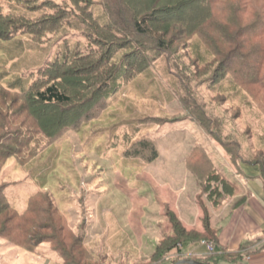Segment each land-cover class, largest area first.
Instances as JSON below:
<instances>
[{"label": "rangeland", "instance_id": "obj_1", "mask_svg": "<svg viewBox=\"0 0 264 264\" xmlns=\"http://www.w3.org/2000/svg\"><path fill=\"white\" fill-rule=\"evenodd\" d=\"M213 1L217 7L216 21L225 25V12L228 9L225 12L223 9L226 0ZM232 1L236 2L238 9L241 7L240 14L234 10L228 15L231 19L233 14L236 19L237 15L240 16L238 28L264 22V15L260 20L255 19L252 6L244 9L249 0L244 4V0ZM0 2L6 6L5 1ZM252 3L255 7L264 6V0H252ZM194 6H198V3ZM70 15L75 16L72 12ZM62 23H57L55 28H59ZM235 29L230 32L226 30V33L233 36ZM182 33L174 39V45L169 50L173 56L170 66L164 60H159L149 69H141L140 64H132L129 59L127 70L133 78L128 79V76L115 81L114 77V83H111L115 85L114 89H111V85L103 86L101 82L94 86V79L89 82L91 85L83 81L90 87L84 94L94 95L68 113L69 127L48 131L53 136H47L37 126L32 114L35 109L30 108L29 98L22 102L18 99L16 108L22 115L20 124L11 126L12 130L17 128L19 131L23 129L22 126L25 129L15 132L14 139L20 140L17 157L12 155L6 161L2 171L3 179L0 180L4 181L2 184L10 201L16 203L20 211L27 207L30 211L23 219L16 217L13 211L5 212L3 218L11 220V225H6L10 231L14 227L18 229V235L22 231L29 232L28 239L37 237L36 241L43 242L35 247L37 250L28 251L0 240V264H46V258L38 254L43 251L59 258V253L63 255L61 251L56 252L57 240L60 239L69 241V245L73 242L77 244L75 256L82 259L81 264H115L117 261L120 263V260L129 264H147L160 239V231L168 228L170 232V222L166 216L170 204L175 209L181 204L185 208L186 198H196L194 192L198 180L188 167L187 158L198 145L205 149L204 144L221 145L196 120V105L192 102H196L206 114L216 119L219 122L217 124L221 123L224 133L236 137L247 155L252 156L253 147L264 144V111L260 108L258 94L256 96L253 93L251 96L246 89L252 92V86L246 88L233 81V75L238 69L244 68L250 74L253 72V66L246 59L249 51L238 49L244 41L238 37L237 45L222 43L217 55L206 60L204 54L208 57L209 50L206 47L207 39L203 38L204 41L202 37L197 38L194 43L188 44L189 40ZM55 37L60 39L54 42ZM19 38L33 43L29 35H20ZM70 39L76 40L78 45L88 41L80 34L64 35L54 30L44 38L42 45L26 48L27 56L18 62L19 71L15 73L25 76L46 61L61 56V50L67 44L72 46ZM130 46L133 45H126L122 50L114 48L112 56L117 61L122 59L123 53L130 50ZM106 50H98L99 54L95 55L94 60L106 56V53L102 54ZM153 56L149 55L148 58L153 59ZM7 57L0 50V71L5 67L11 68L17 62H5ZM114 64L108 65L111 67L108 68L112 69ZM74 67H70L71 77L66 76L65 79L79 86L80 82L76 81L79 77L73 76V73L80 74L83 68H87L84 62ZM169 68L178 73L183 70L193 74L187 79L190 88V98L186 99L187 95L185 97L187 101L179 97L177 82L169 74ZM215 72L214 81L209 82L208 79ZM10 78L11 75L5 76L2 83L7 85L12 80ZM119 84L121 88L115 93L113 90ZM17 88L21 89L19 86ZM74 89L78 90L76 87ZM27 106L28 109H25ZM79 106L80 109H77ZM51 114L55 113H48L49 117L45 119L54 120ZM129 132L138 136L145 134L155 143L158 158L152 162L126 160L121 152L132 139ZM260 137L263 140L258 143ZM7 145L15 147L10 142ZM224 150L223 158L218 159L209 151L215 165L230 163L224 157ZM47 197L52 199L55 212L61 213L64 218L56 222L60 226L56 229L58 232L52 230ZM197 202L203 209V215L204 207L208 208L211 218L213 213L225 206L224 203L221 208H213L202 193ZM120 225L128 234L127 237L119 230ZM133 243L136 246L144 244V248L140 246L144 251L141 253L143 259ZM132 256L134 260L130 261Z\"/></svg>", "mask_w": 264, "mask_h": 264}, {"label": "trees", "instance_id": "obj_2", "mask_svg": "<svg viewBox=\"0 0 264 264\" xmlns=\"http://www.w3.org/2000/svg\"><path fill=\"white\" fill-rule=\"evenodd\" d=\"M0 1L6 2V6H3L2 2H0V50L4 51V56L8 55L5 62L17 60L11 68L5 67L0 71V179L2 178V171L6 161L12 155L16 156L17 146L20 145L19 138L14 139L15 132L19 133L25 129L22 126L23 129L19 131L16 130L17 128L12 130L11 126L13 124L15 127L20 124L19 120L22 115L20 110L16 108L18 99L22 102L29 98L30 108L35 109L32 114L35 117L34 120L37 126L47 136H53L48 131H53L55 128L62 130L63 127H69L70 119L68 113L74 111L76 106H81L86 99L94 95L92 93H90L92 95L89 94L88 96L84 94L90 88L86 84L91 83V80L94 79V86L101 82L104 83L103 86L111 85V89H114L115 85L111 84L114 83V77L116 81L117 78L123 79L129 76L127 70L129 59H131L130 63L132 64H140L141 69H149L159 60H164L170 66L173 56L169 53V50L174 45V39H177L182 31H184L182 34L185 38L189 40L188 44L194 43V39L197 38L207 39L206 47L209 50L207 53L208 57L204 54L206 60L217 55L218 50H220V44L232 43V45H237L238 39L241 37L244 42L242 47L238 49L249 51L246 59L253 66V72L250 74L244 68L238 69L237 73L233 75V81L234 84L246 86V88L252 86V92L249 89L246 90L249 91L251 96L253 93L256 96L258 94L257 99L258 102L260 99V108L264 111V41H262L264 37V22L238 28L240 16L238 17L237 15V19L233 18L234 14L232 19L231 16H228L234 10H238L240 14L241 7L238 9L235 1L226 0V6L223 9V12L226 11V8L228 9L225 12L227 15L225 25L216 21L215 8L217 7H215L213 0ZM245 1H242L243 4ZM195 3H198V6H194ZM96 6L98 7L96 8ZM250 6H252L251 9L256 16L255 19L259 18L260 20L261 16L264 15V6L255 7L252 0H249L245 3L244 9H248ZM71 12L75 16L70 15ZM60 21L63 23L59 28H55L57 23L60 24ZM233 29L236 31L235 35L231 36L226 33L228 30L230 32ZM54 30L64 35L80 34L88 41L78 45L76 40L70 39L72 43L69 42L72 46L67 44L66 48L61 50V56H56L53 60L46 61L38 66L35 71H31L25 76L16 74L15 71H19L18 62L27 56L28 51L26 48L37 44L39 46L42 45L44 38L53 33ZM20 35L31 36L34 44L19 38ZM59 37H55L53 41L57 42L60 39ZM64 39L66 40V37ZM6 42L9 44H6ZM95 43H97V46L94 48ZM130 44L133 46H130V50L123 53L122 59L117 61L112 56L114 48L117 47L118 50H122L125 49L126 45ZM102 48H107L106 52H102V54L106 53V56L102 55L99 57L100 60H94L95 55L98 56L97 54ZM149 55H154L153 59H149ZM196 57L198 58L199 56ZM80 62H84L87 69L83 68V72L80 74L73 73V76L79 77V80L76 81L80 82L79 86L77 84L75 86L65 77L72 75V68L70 67L77 66ZM113 63L116 64L112 66V69H109L108 67L110 66L108 65ZM103 68L104 71H101ZM141 69L139 71H142ZM169 69V74L177 82L176 91L179 97L187 101L185 100L186 95V99L190 98V88L187 85V79L193 74L183 70L178 73L177 70ZM216 74L217 72L208 81H214ZM7 75H11L10 79L12 80L5 85L2 83V79ZM95 77H98V79ZM132 78L133 76L131 75L128 79ZM83 81L88 83L85 84ZM203 84L201 83V85ZM17 86L21 87V89H18ZM74 87L78 90H75ZM120 88L121 84L113 91L116 93ZM75 100H77V104H75ZM187 103L189 104V101ZM192 104L196 105V120L219 141L231 161L235 164L243 162L259 165L262 178L264 179V144H258L253 147L252 156L250 154L247 155L243 152V146L236 137L224 133L221 123L217 124L219 122H216V119L206 114L204 109L196 102H192ZM80 106L77 109H80ZM25 109H28V106ZM52 112L56 114H51L53 118L55 117L54 120L45 119L49 117L48 113ZM129 134L131 135L132 132H129ZM19 135L21 136V133ZM116 135L120 136L118 133ZM131 136V141L124 145L121 152L126 160L137 161L142 159L145 162H152L158 158L159 153L155 143L153 144L145 134ZM260 138L261 141L259 139L258 143L263 140L262 137ZM8 142L12 145L14 144L15 147L10 148L7 145ZM187 164L191 172L197 177L202 189V196L206 197L213 208H221L227 200L237 195L239 191L238 185L222 171H219L204 146L198 145L194 147L187 158ZM2 183L4 181L0 180V240L24 250L32 251L35 247H39L43 241H36L37 237L28 239L29 232L24 233L22 231V234L18 235L16 233L18 229L14 227L10 231L8 226L11 225V220L3 218L5 212L13 211L16 217L23 219L27 216L26 214L30 211V208L27 207L20 211L16 203L10 201L7 190ZM39 193L37 192L36 194ZM36 194L33 196L35 197ZM46 205L49 207L52 230L58 232L57 230L60 226L56 222L63 220V215L61 213L57 214V211L55 212V207L50 197H47ZM204 212L202 219L204 230H188L177 214L169 208L166 216L171 224L172 231L171 233L163 234L147 264L162 263L176 252H179L180 245L184 242L204 240L216 242L218 237L217 230L212 227L211 213L207 207H204ZM6 225L8 226L6 227ZM69 244V241L57 240L56 252L59 253L61 251L63 253V255L59 253L63 264H81L82 259L75 256L76 247L78 248L77 244L75 242L71 243V245ZM69 256L71 257L69 258ZM196 260L209 264H242L244 254L242 252L229 253L222 251L214 252L205 258L196 257ZM177 262L178 260H174L173 264Z\"/></svg>", "mask_w": 264, "mask_h": 264}, {"label": "crops", "instance_id": "obj_3", "mask_svg": "<svg viewBox=\"0 0 264 264\" xmlns=\"http://www.w3.org/2000/svg\"><path fill=\"white\" fill-rule=\"evenodd\" d=\"M204 145L209 155H211L210 152H212L213 155L217 156V159L219 157L223 158V146L213 144ZM224 154V157H226L230 163L222 164V166L216 164L215 166L238 185L239 191L237 195L226 201L225 206H223L221 210L219 209L215 214H212V227L217 230L218 236L217 241L213 242L217 249L216 252H242L244 254L242 264H264V179L262 178L261 168L259 165L243 162L235 164L231 161L225 150ZM201 193L202 189H200L197 181V188L194 192V196L196 197L195 200L193 198H191V200L186 198L184 204L185 208H183L181 204L175 209L170 204V209L177 214L188 230H204L202 222L204 216L203 209L197 204V198ZM181 198L182 196L180 199ZM169 229L170 232L167 231L168 228L166 231H160V239L164 233H171L172 228ZM119 230L125 233L122 225H120ZM125 234L127 237L128 234ZM133 244L134 248H138V253L140 257H142L141 259H143L144 256H142L141 253H144V251H142L144 244H139L137 246L135 243ZM177 253L160 264H173L174 260L196 259V257L205 258L210 255L207 246L204 245L202 241L184 242L181 252ZM38 255L39 257L46 258V264H63V260L60 256H58L59 258H55L53 254H48L43 251H40ZM132 259L134 260V256L130 257L129 260L132 261ZM115 264L129 263H123L122 260H120V263L117 261Z\"/></svg>", "mask_w": 264, "mask_h": 264}, {"label": "built area", "instance_id": "obj_4", "mask_svg": "<svg viewBox=\"0 0 264 264\" xmlns=\"http://www.w3.org/2000/svg\"><path fill=\"white\" fill-rule=\"evenodd\" d=\"M202 243L204 244V245H206L207 246V248H208V251H209V253L210 254H212V253H214V252H216V246H215V244L213 243V242H210V241H206V240H204V241H202ZM181 250H182V244L180 245V251L179 252H181ZM178 252V253H179ZM177 253V252H176ZM175 253V254H176ZM177 253V254H178Z\"/></svg>", "mask_w": 264, "mask_h": 264}, {"label": "water", "instance_id": "obj_5", "mask_svg": "<svg viewBox=\"0 0 264 264\" xmlns=\"http://www.w3.org/2000/svg\"><path fill=\"white\" fill-rule=\"evenodd\" d=\"M175 264H209V263L202 262L196 259H183V260L178 261Z\"/></svg>", "mask_w": 264, "mask_h": 264}]
</instances>
